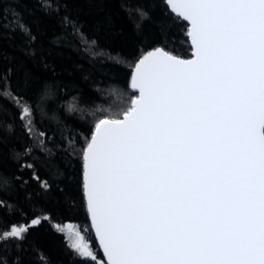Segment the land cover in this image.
<instances>
[{"label":"snow or ice","instance_id":"snow-or-ice-1","mask_svg":"<svg viewBox=\"0 0 264 264\" xmlns=\"http://www.w3.org/2000/svg\"><path fill=\"white\" fill-rule=\"evenodd\" d=\"M18 2L0 0V41L6 29L19 32L24 54L34 57L36 37L22 16L12 12L3 23V4ZM39 2L56 10L60 4ZM166 3L188 22L194 58L181 59L163 46L144 55L131 84L138 95L121 113L96 119L83 149L86 199L105 264H264V0ZM62 23L78 31L71 17ZM2 61L0 46V69ZM12 72L10 67L0 80ZM9 95L19 128L31 138L32 105L10 84L3 93ZM67 111H81L75 98ZM57 124L65 139L75 131L74 124ZM3 131L14 133V121L0 119V160ZM39 150L56 155L43 139ZM32 151L27 144L9 149L17 161ZM7 184L0 171V185ZM41 187L48 190L47 182ZM38 223L0 232V264H8L3 245L14 240L22 250L30 226ZM61 234L82 259H95L82 240L73 243ZM12 264H20L19 257Z\"/></svg>","mask_w":264,"mask_h":264},{"label":"trees","instance_id":"trees-1","mask_svg":"<svg viewBox=\"0 0 264 264\" xmlns=\"http://www.w3.org/2000/svg\"><path fill=\"white\" fill-rule=\"evenodd\" d=\"M166 0H60L59 8H43L39 0L3 4V23L22 16L35 35V56L24 54L25 38L19 32L3 33L0 75V119L15 124L16 131H3L0 171L8 178L0 185V232L12 225L30 226L20 248L17 242L3 245V256L12 264H105L96 243L83 193V149L94 132L96 119L116 115L137 96L130 79L137 62L147 52L163 46L177 57L188 59L192 48L187 23L169 11ZM137 9L146 17L141 19ZM69 16L78 29L62 23ZM82 33V35H81ZM47 65V67H45ZM25 73L30 79L25 83ZM27 99L34 110L33 134L19 128L15 97L4 98L8 88ZM46 93V95H45ZM75 98L81 111L69 114ZM97 108L102 111H97ZM75 125L68 139L57 120ZM39 132L46 133L40 137ZM43 139L56 155L39 150ZM32 146V155L15 160L9 149ZM32 164L33 168L25 167ZM38 175L39 180L33 178ZM47 182V189L41 187ZM80 227L91 244L95 259L81 258L66 243L57 226Z\"/></svg>","mask_w":264,"mask_h":264},{"label":"water","instance_id":"water-1","mask_svg":"<svg viewBox=\"0 0 264 264\" xmlns=\"http://www.w3.org/2000/svg\"><path fill=\"white\" fill-rule=\"evenodd\" d=\"M166 2V1H165ZM166 5H167V7L169 8V11H170V6L166 3ZM171 12V14H173V12L172 11H170ZM174 15V14H173ZM175 17H177V18H179L178 16H176V15H174ZM179 19H181V18H179ZM182 21H184L183 19H181ZM185 23H187L188 24V22H186V21H184ZM189 26V25H188ZM189 30V29H188ZM188 36V35H187ZM188 39H189V42H190V38H189V36H188ZM190 45H191V43H190ZM191 48H192V53H191V57L190 58H188V59H193L194 58V48H193V46L191 45ZM152 51V50H151ZM150 52V51H149ZM148 53V52H147ZM146 53V54H147ZM145 54V55H146ZM144 56V55H143ZM142 56V57H143ZM141 57V58H142ZM140 58V59H141ZM180 58V57H179ZM181 59H183V58H181ZM188 59H185V60H188ZM138 63V62H137ZM136 67V66H135ZM134 70H135V68L133 69V72H132V75H131V79H130V89L135 93V94H137L138 95V91L136 90V89H134V88H132L131 87V84H132V81L134 80ZM93 136V135H92ZM92 138V137H91ZM84 153H83V157H84ZM82 176H83V193H84V199H85V204H86V209H87V213H88V217H89V222H90V225H91V228H92V231H93V234H94V237H95V240H96V243H97V245H98V247H99V249H100V251H101V254H102V256H103V258H104V260H105V262H106V254L103 252V249H102V245H100V243H99V238H98V236L96 235V233H95V230H94V225H93V223H92V221H91V219H90V211H89V208H88V204H87V199H86V195H87V192H86V184H85V177H86V163H85V160H84V158H83V174H82Z\"/></svg>","mask_w":264,"mask_h":264},{"label":"rangeland","instance_id":"rangeland-1","mask_svg":"<svg viewBox=\"0 0 264 264\" xmlns=\"http://www.w3.org/2000/svg\"><path fill=\"white\" fill-rule=\"evenodd\" d=\"M57 229L61 233H66L68 235V237H69V240L72 241L73 243H75L77 240H82L83 243H84V246L86 248H88L90 251H92L91 244L88 241V238L86 237L84 231L80 227L75 226V225L60 226V227L57 226ZM85 258H88V259H92L93 260L92 257H85Z\"/></svg>","mask_w":264,"mask_h":264}]
</instances>
